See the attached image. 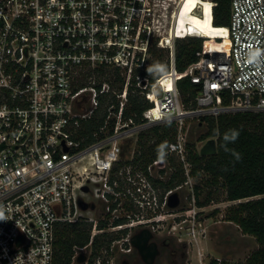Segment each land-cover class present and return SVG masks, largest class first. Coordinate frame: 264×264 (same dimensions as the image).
<instances>
[{
    "label": "built area",
    "instance_id": "built-area-1",
    "mask_svg": "<svg viewBox=\"0 0 264 264\" xmlns=\"http://www.w3.org/2000/svg\"><path fill=\"white\" fill-rule=\"evenodd\" d=\"M170 2L0 0V264H55L63 222L92 225L89 244L76 249L72 264H121L123 255L135 254L131 238L141 227L158 237L166 223L174 234L197 241L202 235L183 125L190 116L264 111V0H231L230 24L218 26L226 34L214 38L228 46H206L188 69L201 84L191 109L177 86L176 42L196 36H172L181 0L172 9ZM211 4L214 16L217 2ZM154 46L168 51L169 63L156 83L165 74L174 78L165 106L176 99L181 113L158 120L178 119L177 137L167 155L143 169L134 160L139 132L157 116L156 84L150 87L140 71L150 68ZM105 70L118 71L123 87L99 76ZM132 81L152 103L141 122L126 115ZM107 96L115 101L98 123ZM171 157L187 180L164 190L157 180L173 171ZM186 185L189 195L169 207V196ZM107 232L116 237L94 253L95 236ZM197 254L199 264H223Z\"/></svg>",
    "mask_w": 264,
    "mask_h": 264
},
{
    "label": "trees",
    "instance_id": "trees-1",
    "mask_svg": "<svg viewBox=\"0 0 264 264\" xmlns=\"http://www.w3.org/2000/svg\"><path fill=\"white\" fill-rule=\"evenodd\" d=\"M213 1L217 2L214 16L211 14V0H181L174 14L173 37L196 36L178 39L176 42V66L180 72L177 86L187 109L196 106L195 97L201 90V84L192 81L188 69L199 59L206 46L223 49L226 43L214 38L226 34V31L221 32L218 26H229L231 0ZM176 26H178L177 34ZM151 50L156 56L155 62L160 61L163 56L157 54L160 49L154 46ZM168 70L169 63L157 75L154 71L150 72L149 68L140 71V74L149 75L150 84H153L157 77ZM99 76L111 82L113 86L121 84V88L125 81L118 71L113 70H105ZM171 79L172 81L174 79L171 74H165L155 85L152 100L157 105L154 110L157 114L156 119L166 115L172 116L180 111L175 99L174 104L170 105L171 112L166 113V110H170L165 106L166 101H170L168 104L172 103L170 94L172 90L168 86V81ZM135 92L138 94L135 95ZM113 100L115 101V98L112 96L105 97V112L98 123L104 120L108 112L107 106ZM229 102V99L225 100L226 104ZM151 106L152 103L146 98L142 89L132 81L126 115H136L137 120L141 122L143 112ZM205 118L208 123V132L205 136L216 138L217 148L214 153L204 155L197 151L196 147L189 145L188 160L191 163V175L197 178L199 174H205V184L210 187L206 200L201 201L200 185L195 184L197 204L199 207L208 205L214 200L213 195L221 187L224 188L226 200L233 202L226 210L225 220L237 224L243 233L254 236L258 248L251 252L245 261L231 263L224 259L223 264H264V111L225 112L217 117ZM231 130L239 132L238 138L235 141H225V134L230 135ZM175 131V123L171 122L169 125L156 126L142 132L138 137L135 160L138 167L146 169L155 159L167 155L168 144L176 138ZM235 154H239V158ZM170 162L173 167L171 175L166 180H157L164 190L177 188L187 180L183 165L174 157L170 158ZM91 230L92 225L87 221L58 224L55 234V264H72L76 249L89 244ZM115 237L116 234L110 232L95 236L93 252L96 253L102 246L109 247ZM216 262V259L211 260V264Z\"/></svg>",
    "mask_w": 264,
    "mask_h": 264
},
{
    "label": "rangeland",
    "instance_id": "rangeland-1",
    "mask_svg": "<svg viewBox=\"0 0 264 264\" xmlns=\"http://www.w3.org/2000/svg\"><path fill=\"white\" fill-rule=\"evenodd\" d=\"M213 22V21H212ZM174 24L172 26V36L175 34L174 32ZM224 45L227 47L228 44L224 43ZM157 54H162L159 62V65H162V69H165L167 67L168 63V51L164 49H160L157 51ZM156 56L153 55L150 58V67L153 65H156ZM160 70H154L155 75H157ZM157 81V80H156ZM156 81L153 84H150V87L156 84ZM138 94V92H135V95ZM206 116L200 115V116H193V117H187L185 119L184 125H183V133L187 139L188 142V151H189V145L191 147H196L197 151L201 152L202 147L212 139V137H206V133L208 132V123L206 121ZM209 117H216L215 115L209 116ZM156 121V120H154ZM171 122L175 123L176 131L175 135L177 137L178 133V127L179 122L176 118H169L166 120L157 121L155 123H150L147 126H145L144 129H142L139 132V135L142 132L149 131L153 129L156 126L162 127L169 125ZM216 139V138H214ZM189 153V152H188ZM167 165V164H166ZM164 165V166H166ZM167 168V167H166ZM168 169V174L166 175V179L171 175V170ZM205 174L201 173L197 178H193V183L200 185L201 193H200V200L205 201L208 195V192L210 191V187L206 186L205 184ZM190 187L189 185L184 186L179 192L180 197L184 198L186 195H189ZM213 199L210 203L203 207H198L199 210V218L203 222V228L204 231L200 237L202 238L201 247L204 248L202 250L203 253H205V261L210 262L212 258H222L225 260L230 261L231 263H238L241 261H245L247 257L258 248V243L254 236L245 234L242 232L241 228L228 220H225V213L229 205H231L233 202L226 200V192L224 188H220L217 193L213 195ZM171 222V221H169ZM168 223L161 228L159 232V237L157 238L159 242H162L163 239H166V237H169L170 240L174 239L175 237L178 241V245L174 242L169 248V251L171 249L175 250L176 255H171L167 251V249H164L162 247V253L159 257L156 264H172L173 259H178L180 263L183 264H199V256L197 254L198 250L201 248L198 241L189 238L186 234L181 235L179 233L174 234L172 233L171 226L167 227ZM170 235V236H169ZM182 245H181V244ZM186 243V245H185ZM184 244V245H183ZM186 248V252L184 255V251ZM177 256V257H176ZM181 260V261H180ZM179 264V263H177Z\"/></svg>",
    "mask_w": 264,
    "mask_h": 264
},
{
    "label": "water",
    "instance_id": "water-1",
    "mask_svg": "<svg viewBox=\"0 0 264 264\" xmlns=\"http://www.w3.org/2000/svg\"><path fill=\"white\" fill-rule=\"evenodd\" d=\"M217 143L216 139L212 138L202 147V154L208 155L216 151ZM182 202L180 192H173L168 198V205L171 208H176ZM158 236L146 227H141L135 230L131 242L135 247V254L130 256L128 254L123 255L121 258V264H156L162 253V243L157 239ZM186 245V243H185ZM184 255L186 248H184ZM86 254L81 253L77 260L79 262L85 261ZM181 261V260H180ZM183 264L173 259L172 264Z\"/></svg>",
    "mask_w": 264,
    "mask_h": 264
},
{
    "label": "flooded vegetation",
    "instance_id": "flooded-vegetation-1",
    "mask_svg": "<svg viewBox=\"0 0 264 264\" xmlns=\"http://www.w3.org/2000/svg\"><path fill=\"white\" fill-rule=\"evenodd\" d=\"M138 150V145L136 144V151ZM201 154H202V149H201V152H200ZM136 158H137V152H136V156H135V159L134 160H136ZM136 164V163H135ZM136 166H138L137 164H136ZM178 245V241H177V239H176V237H175V240L174 239H172V240H170L169 239V237H166V239H163L162 240V245H163V247H164V249H167V251L169 252V253H171V255H176L174 252H175V250L174 249H171V251H169V248L171 247V246H173L172 244H174V242ZM176 244H174V245H176ZM181 244V243H180ZM182 245V244H181ZM184 245V244H183ZM177 257V256H176ZM176 261L178 260V259H175Z\"/></svg>",
    "mask_w": 264,
    "mask_h": 264
},
{
    "label": "clouds",
    "instance_id": "clouds-1",
    "mask_svg": "<svg viewBox=\"0 0 264 264\" xmlns=\"http://www.w3.org/2000/svg\"><path fill=\"white\" fill-rule=\"evenodd\" d=\"M162 67H163L162 65L157 64V65H154L153 67H150L149 71L151 72V71H154V70H160V69H162ZM238 136H239V132L238 131L231 130V134L230 135L229 134H225L224 140L225 141H229V140L230 141H235V139H237ZM235 155L237 156V158H239V154H235Z\"/></svg>",
    "mask_w": 264,
    "mask_h": 264
},
{
    "label": "bare ground",
    "instance_id": "bare-ground-1",
    "mask_svg": "<svg viewBox=\"0 0 264 264\" xmlns=\"http://www.w3.org/2000/svg\"><path fill=\"white\" fill-rule=\"evenodd\" d=\"M178 1H179V0H171V2H170V3H171V9H172V7H173L174 4H177V3H178ZM221 36H224V35H221ZM219 37H220V36H219ZM153 91H154V93H155V87L153 88ZM154 93H152L151 97L153 96ZM155 103H156V102H155ZM156 106H157V105H156ZM156 106H155V107H156ZM180 113H181V112L179 111V112H177L176 114H174V115H172V116H176V115H178V114H180ZM155 114H156V112H155ZM156 116H157V114H156ZM163 118H164V117L159 118V119H156V121H158V120H160V119H163Z\"/></svg>",
    "mask_w": 264,
    "mask_h": 264
},
{
    "label": "crops",
    "instance_id": "crops-1",
    "mask_svg": "<svg viewBox=\"0 0 264 264\" xmlns=\"http://www.w3.org/2000/svg\"><path fill=\"white\" fill-rule=\"evenodd\" d=\"M201 242H202V238H201V237H199V238H198V243H199V245L201 244ZM200 247H201V245H200ZM200 250L202 251V250H204V248H203V247H201V248H200Z\"/></svg>",
    "mask_w": 264,
    "mask_h": 264
}]
</instances>
